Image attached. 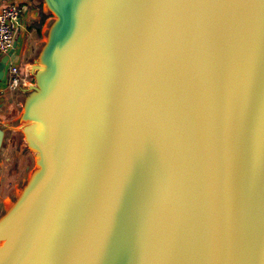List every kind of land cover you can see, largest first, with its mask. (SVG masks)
Returning a JSON list of instances; mask_svg holds the SVG:
<instances>
[{
    "label": "water",
    "instance_id": "1",
    "mask_svg": "<svg viewBox=\"0 0 264 264\" xmlns=\"http://www.w3.org/2000/svg\"><path fill=\"white\" fill-rule=\"evenodd\" d=\"M44 2L0 264H264V0Z\"/></svg>",
    "mask_w": 264,
    "mask_h": 264
},
{
    "label": "rangeland",
    "instance_id": "2",
    "mask_svg": "<svg viewBox=\"0 0 264 264\" xmlns=\"http://www.w3.org/2000/svg\"><path fill=\"white\" fill-rule=\"evenodd\" d=\"M9 51L8 55L12 48ZM4 66L0 78L4 87H0V96L6 94L7 97L0 104V217L12 206L35 168L34 153L25 146L18 118L25 93H20L18 82L7 81V61Z\"/></svg>",
    "mask_w": 264,
    "mask_h": 264
},
{
    "label": "crops",
    "instance_id": "3",
    "mask_svg": "<svg viewBox=\"0 0 264 264\" xmlns=\"http://www.w3.org/2000/svg\"><path fill=\"white\" fill-rule=\"evenodd\" d=\"M6 1L14 2L18 7V19L12 33V52L6 61L8 66L16 67L17 86L24 95L25 89L33 82L31 67L46 40L53 14L44 0H0V5ZM2 83L0 87H4ZM6 97V94L1 95L0 104ZM20 111L21 106L18 114Z\"/></svg>",
    "mask_w": 264,
    "mask_h": 264
},
{
    "label": "built area",
    "instance_id": "4",
    "mask_svg": "<svg viewBox=\"0 0 264 264\" xmlns=\"http://www.w3.org/2000/svg\"><path fill=\"white\" fill-rule=\"evenodd\" d=\"M18 19V7L14 2L6 1L0 5V56L6 54L12 45V33ZM7 81L17 83L15 66L7 67Z\"/></svg>",
    "mask_w": 264,
    "mask_h": 264
},
{
    "label": "bare ground",
    "instance_id": "5",
    "mask_svg": "<svg viewBox=\"0 0 264 264\" xmlns=\"http://www.w3.org/2000/svg\"><path fill=\"white\" fill-rule=\"evenodd\" d=\"M7 200H5V202H6ZM7 202H9V200L7 201Z\"/></svg>",
    "mask_w": 264,
    "mask_h": 264
}]
</instances>
